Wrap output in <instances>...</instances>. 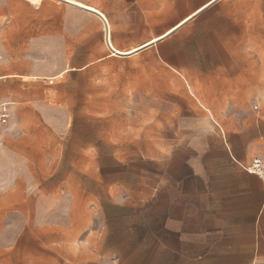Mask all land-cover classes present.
Here are the masks:
<instances>
[{"label":"crops","instance_id":"1","mask_svg":"<svg viewBox=\"0 0 264 264\" xmlns=\"http://www.w3.org/2000/svg\"><path fill=\"white\" fill-rule=\"evenodd\" d=\"M240 4L264 0H0V103L11 112L0 135V264L264 261V181L245 168L264 160V107L251 101L249 16L228 9ZM155 51L146 112L161 120L163 149L184 157L160 184L145 177V208L131 203L158 205L155 221L91 225V198L124 204L121 179L91 173L84 157L60 173L47 157L57 133L37 104L53 79Z\"/></svg>","mask_w":264,"mask_h":264},{"label":"rangeland","instance_id":"2","mask_svg":"<svg viewBox=\"0 0 264 264\" xmlns=\"http://www.w3.org/2000/svg\"><path fill=\"white\" fill-rule=\"evenodd\" d=\"M228 9L249 16V69L254 81L251 101L254 107H264V54L257 52L264 53V4L232 5ZM159 62L155 51L145 58L105 62L84 72L63 75L53 79L48 101L37 104L36 110L49 116L42 119V125L57 133L56 141H52L57 148L47 152V157L59 160L60 173L76 171L73 162L84 157L90 161L91 173L104 174L109 180L121 179L120 200L124 204L111 203L108 195L99 201L91 198V225L104 219L121 224L155 221L158 205L134 212L131 203L135 199L146 202V176L158 177L152 182L158 185L162 175L177 174L178 159L185 152L163 149L161 120L146 112L151 102H147L145 88L158 81ZM169 158L167 167L163 162ZM140 206L145 208V204ZM104 208L110 214L107 220L101 213ZM149 249L143 244L137 247L142 255Z\"/></svg>","mask_w":264,"mask_h":264},{"label":"built area","instance_id":"3","mask_svg":"<svg viewBox=\"0 0 264 264\" xmlns=\"http://www.w3.org/2000/svg\"><path fill=\"white\" fill-rule=\"evenodd\" d=\"M10 118L11 112L7 104L0 103V135L8 126ZM245 168L249 172L257 174L264 181V160L261 157H254L251 163L245 166ZM253 264H264V261H255L253 262Z\"/></svg>","mask_w":264,"mask_h":264},{"label":"bare ground","instance_id":"4","mask_svg":"<svg viewBox=\"0 0 264 264\" xmlns=\"http://www.w3.org/2000/svg\"><path fill=\"white\" fill-rule=\"evenodd\" d=\"M33 1V0H32ZM35 1V0H34ZM39 1V0H38Z\"/></svg>","mask_w":264,"mask_h":264}]
</instances>
